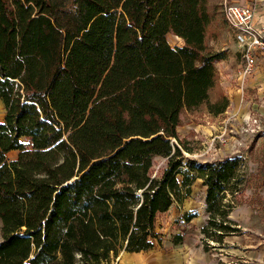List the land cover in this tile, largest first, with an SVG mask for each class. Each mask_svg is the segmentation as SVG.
<instances>
[{"label": "trees", "instance_id": "1", "mask_svg": "<svg viewBox=\"0 0 264 264\" xmlns=\"http://www.w3.org/2000/svg\"><path fill=\"white\" fill-rule=\"evenodd\" d=\"M211 21L208 0H0V264L147 253L163 242L158 217L198 179L203 241L240 235L229 216L264 207V162L248 176L237 157L198 163L177 135L181 113L208 103L216 84ZM227 107L222 97L207 109ZM154 158L166 161L155 174ZM251 185L253 201L242 200Z\"/></svg>", "mask_w": 264, "mask_h": 264}, {"label": "rangeland", "instance_id": "2", "mask_svg": "<svg viewBox=\"0 0 264 264\" xmlns=\"http://www.w3.org/2000/svg\"><path fill=\"white\" fill-rule=\"evenodd\" d=\"M237 2L208 0L212 21L205 34L206 49L210 53L223 54V60L215 65L216 84L208 103L193 112L181 113L177 135L185 158L205 163L237 157L248 176L256 172L255 162H264V67L259 68L253 78L241 76L238 48L223 17L224 6L239 4ZM167 42L173 47L183 44L171 34L167 36ZM222 97L228 101L226 110L217 116L209 114L208 105ZM4 115L0 102V123H3ZM16 155L17 152H10L6 158L12 160ZM152 162L154 174L166 165L161 158H154ZM251 187L245 191L242 200L253 201ZM190 190V195L181 204H174L158 217L156 230L163 239L160 246L137 256V259L120 251L110 264H142L147 260L159 262L161 259L165 264H173L186 257L203 262V256L206 264H264V207L259 209L256 203L249 202L237 206L229 217L238 224L240 235L229 236L220 245L204 242L200 230L207 219L203 201L205 187L198 179ZM258 194L264 201V186ZM186 214L195 217L187 223L183 219ZM177 235L184 236L182 247L170 243L172 236ZM183 245H187V249ZM187 250L190 255L185 254Z\"/></svg>", "mask_w": 264, "mask_h": 264}, {"label": "built area", "instance_id": "3", "mask_svg": "<svg viewBox=\"0 0 264 264\" xmlns=\"http://www.w3.org/2000/svg\"><path fill=\"white\" fill-rule=\"evenodd\" d=\"M223 17L238 48L241 76L249 78L264 63V23L259 24L255 9L245 5L224 6Z\"/></svg>", "mask_w": 264, "mask_h": 264}, {"label": "crops", "instance_id": "4", "mask_svg": "<svg viewBox=\"0 0 264 264\" xmlns=\"http://www.w3.org/2000/svg\"><path fill=\"white\" fill-rule=\"evenodd\" d=\"M238 1V2H237ZM236 2L237 3H239V4H236V5H245V6H249V2L251 3V5L250 6H252L254 9H255V13H256V16H257V18H258V21H259V24H263L264 23V0H248V2L246 1V0H236ZM175 37V36H174ZM180 39V38H179ZM181 40V39H180ZM183 46V44L182 45H180V46H171L172 48H180V47H182ZM240 59V58H239ZM239 62H240V60H239ZM240 64H241V62H240ZM259 66V67H258ZM258 66L256 67V69L254 70V72H253V74L249 77V78H253L256 74H257V72H258V70H259V68H263L264 67V63H259L258 64ZM178 129L179 128H177V133H178ZM183 135H185V134H183ZM180 247H182L181 245H180ZM183 247H185L186 249H187V245H183ZM126 254H128V253H126ZM143 253H133V254H131V255H134L135 257H136V259H137V256H139V255H142ZM145 254V253H144ZM185 254L186 255H190V252H189V250H187V251H185ZM188 259H189V261H188ZM196 259V258H195ZM203 262H200V261H198L197 259L196 260H193V259H191V258H188V257H186V258H184V259H182V260H180L179 261V263H173V264H206L205 263V260H206V258H205V256H203ZM162 261H164V260H162L161 259V261H159V262H153V261H151V260H147V261H145L144 263H142V264H165L164 262H162ZM136 263H137V261H136ZM141 263V262H140ZM171 264H172V262H171Z\"/></svg>", "mask_w": 264, "mask_h": 264}]
</instances>
